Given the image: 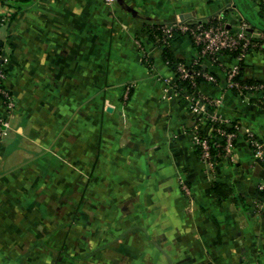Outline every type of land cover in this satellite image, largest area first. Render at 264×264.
<instances>
[{
	"label": "crops",
	"instance_id": "crops-1",
	"mask_svg": "<svg viewBox=\"0 0 264 264\" xmlns=\"http://www.w3.org/2000/svg\"><path fill=\"white\" fill-rule=\"evenodd\" d=\"M21 1L0 0V56L16 100L0 145V264H264V157L246 136L264 139V101L226 94L220 113L239 137L233 158L208 166L190 104L164 95L174 72L148 32L214 17L236 31L243 13L264 23V0L10 4ZM171 51L187 65L198 59L186 36ZM201 66L217 81L201 92L220 96L224 67ZM241 67L264 84L263 53ZM215 183L231 197L219 201Z\"/></svg>",
	"mask_w": 264,
	"mask_h": 264
},
{
	"label": "built area",
	"instance_id": "built-area-1",
	"mask_svg": "<svg viewBox=\"0 0 264 264\" xmlns=\"http://www.w3.org/2000/svg\"><path fill=\"white\" fill-rule=\"evenodd\" d=\"M107 3L114 4L116 0H106ZM250 25L241 21L236 31H232L225 24H171L163 29V38L167 43L172 42L176 37H189L192 43L199 48L198 59L192 64L180 63L177 71L179 79L190 77V72L194 71V66L201 63L202 59L210 58L212 62H220L226 74V83L223 93L217 97H210L203 94L200 88L189 90L176 82L175 73L172 78L164 80V95L170 92L177 93L181 99L190 104L193 123L190 134L195 150H199L198 155L202 162L210 167H215L217 161L212 155L211 148H222L224 154L221 158H233L236 142L239 137L238 123L224 118L220 110L223 108L226 94L229 91H236L241 97L255 98L260 103L264 101V84L256 83L252 85L241 84L243 77L238 78L240 64L244 57L252 52L264 54V33L250 32ZM236 53V56L233 54ZM169 65V62H165ZM192 71H190L189 66ZM207 82L216 83V78L208 72L197 73ZM8 69L6 62L0 56V145L3 144L6 134L11 125V118L16 107V100L7 88ZM239 79V80H238ZM128 97L129 90L126 92ZM211 129V134L205 133V127ZM247 141L250 144L256 159L264 157V139L247 131ZM182 189L190 195V188L182 181Z\"/></svg>",
	"mask_w": 264,
	"mask_h": 264
},
{
	"label": "trees",
	"instance_id": "trees-1",
	"mask_svg": "<svg viewBox=\"0 0 264 264\" xmlns=\"http://www.w3.org/2000/svg\"><path fill=\"white\" fill-rule=\"evenodd\" d=\"M2 1L5 2V0H2ZM28 3H29L28 0H22L20 3L19 2H14V3H10V4L14 8L20 9L23 6L27 5ZM261 8H262L261 9L262 13H264V2H262ZM224 19H225V17L224 18H221V19H219L218 17H214V18H211V19L206 20V21H203V22H193V23H190V24H193V25L194 24H208V23L215 24V25L225 24L226 23V19L225 20ZM166 26H168V25H154V26H150L148 28V32H149L152 40H154V41L157 40L158 45L160 46V48L163 51L164 62L168 61L169 62V65L168 66L175 73L176 82L177 83H180L183 87H186L189 90H192L193 89V83H196V89L197 88L199 89L200 86H201V84L203 82H206V80L204 78H202L201 75H197V73H199V72L202 73V72H207V71L202 68L201 63H200L199 65L194 66V71L195 72H193L190 69L192 67V65H191V66H189L190 71H192V72H190V77L185 78V79L178 80L179 79V73L177 71V68H178V65L181 62H179L178 60H176L174 58V56L172 54V51H171V44H172V42L174 40H176V39H178L180 37H176L175 39L172 40V42L167 43L164 40V38H163V29ZM181 37H183V36H181ZM196 48L199 51V48L198 47H196ZM233 56H236V53H234ZM205 60L212 61L210 58H205V59H202L201 61H205ZM241 77H242V67H241V64H240V73H239L238 78H241ZM240 83L241 84L252 85V84H256V83H260V82H257V81H254V80H243V81L241 80ZM228 94H232V95L239 96L237 94V92L234 91V90L233 91H229ZM211 152H212V155L214 156V158L216 159L217 162L220 161L222 155L224 154L222 148H213L212 147L211 148ZM196 153L199 155L200 154L199 150H197ZM213 190H214L216 196L218 197L219 201H222V200H225V199H228V198L231 197V189L228 186L224 185V184L215 183L214 184V187H213Z\"/></svg>",
	"mask_w": 264,
	"mask_h": 264
},
{
	"label": "water",
	"instance_id": "water-1",
	"mask_svg": "<svg viewBox=\"0 0 264 264\" xmlns=\"http://www.w3.org/2000/svg\"><path fill=\"white\" fill-rule=\"evenodd\" d=\"M243 15L245 16L246 21L252 25L251 27V31H253L254 29L259 30L260 32L264 33V23L263 22H258L256 20H253L251 18H249V16L245 13H243ZM261 17V16H260Z\"/></svg>",
	"mask_w": 264,
	"mask_h": 264
},
{
	"label": "rangeland",
	"instance_id": "rangeland-1",
	"mask_svg": "<svg viewBox=\"0 0 264 264\" xmlns=\"http://www.w3.org/2000/svg\"><path fill=\"white\" fill-rule=\"evenodd\" d=\"M259 2V0H257ZM260 3H262V1H260ZM259 4V3H258Z\"/></svg>",
	"mask_w": 264,
	"mask_h": 264
}]
</instances>
